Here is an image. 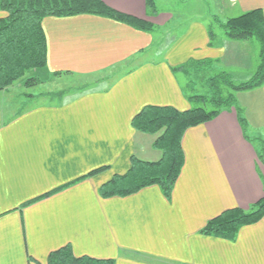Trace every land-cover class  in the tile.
<instances>
[{
  "label": "crops",
  "instance_id": "1",
  "mask_svg": "<svg viewBox=\"0 0 264 264\" xmlns=\"http://www.w3.org/2000/svg\"><path fill=\"white\" fill-rule=\"evenodd\" d=\"M103 1L149 21L153 30L97 14L49 16L43 28L49 72L114 71L111 82L24 109L6 96L11 87L0 91V264H47L52 251L68 244L76 256L116 264H264V218L242 227L234 241L201 233L224 210L249 209L264 197L262 146L254 141L264 142V85L236 95L246 129L229 108L185 132V164L170 199L158 185L129 196L99 193L130 169L132 156L151 162L162 157L153 145L158 135L133 127L137 113L147 105L191 108L173 67L212 58L251 70L237 80L247 79L260 61L253 40H232L220 30L211 45L207 22L195 19L152 58L149 51L162 38L156 31L174 16L158 8L149 15L146 0ZM224 5L228 18L264 12V0Z\"/></svg>",
  "mask_w": 264,
  "mask_h": 264
},
{
  "label": "trees",
  "instance_id": "2",
  "mask_svg": "<svg viewBox=\"0 0 264 264\" xmlns=\"http://www.w3.org/2000/svg\"><path fill=\"white\" fill-rule=\"evenodd\" d=\"M146 6L149 15L157 13L155 0H146ZM0 11L5 13L4 16H0V91L8 89L26 77L24 82L26 86L33 85L36 83L35 75L29 77L30 74L49 72L47 36L43 28V20L46 17L97 14L125 22L144 31L153 30V24L149 21L117 11L103 0H0ZM216 21L219 22V19L216 18ZM219 26L229 39L239 41L256 39L260 45V62L257 70L249 78L239 81H235L229 71H215L206 78L205 84L208 89L206 94H198L193 81H189L183 87L191 103V108L187 110L181 111L173 106H145L134 116L132 125L143 133L158 135L153 145L161 150L162 157L151 162L132 156L131 167L125 174L115 175L100 187L99 193L102 197L129 196L145 187L158 185L166 198L170 199L185 164L182 138L189 128L213 120L224 109L235 108L242 127L246 129L247 121L242 116L236 94L264 85V12L262 9H254L231 17L225 22L221 21ZM208 32L212 45L215 34L211 25H208ZM217 61L212 58L190 59L173 67V71L177 74L181 72L187 75L191 72L200 74L206 72L208 68L214 69ZM259 158L264 163V142ZM103 169L99 168L92 174ZM263 218L264 197L249 209L233 207L224 210L211 218L201 233L234 241L242 227L258 223ZM47 264H116V260L88 255L76 256L72 246L68 244L52 251Z\"/></svg>",
  "mask_w": 264,
  "mask_h": 264
},
{
  "label": "rangeland",
  "instance_id": "3",
  "mask_svg": "<svg viewBox=\"0 0 264 264\" xmlns=\"http://www.w3.org/2000/svg\"><path fill=\"white\" fill-rule=\"evenodd\" d=\"M157 8L161 11H168L174 17L169 24L162 28L163 31L157 30V37H162L158 39V43L153 47V49L149 52H152L150 55L152 58H159L161 54L164 52L165 47H167V43L170 40L169 38L173 34H180L187 27L188 23L195 19H203L207 22V26L211 25L213 32L222 30L219 26L220 22H225L229 19V15L224 12L226 5V0H155ZM216 18L219 19V22L216 21ZM226 19V20H225ZM171 30L170 36L164 32V30ZM223 31V30H222ZM163 34V35H162ZM169 37H164V36ZM159 40L162 43H159ZM254 44L256 45V50H259L260 55V45L253 39ZM255 50V49H254ZM157 53H156V52ZM254 51H252V55ZM147 55V58L150 57ZM259 59V57H258ZM218 60V59H217ZM260 62V61H259ZM220 64V65H219ZM224 67L226 71H232L233 78L235 81H239L237 79H241V72H245L246 69L230 68L226 62H220L218 60L214 64L213 68H208V70L204 73L196 74L191 72L190 75L186 73H178V77L184 87L187 85L189 81H193V86L195 87V91L198 94H206L208 92L206 83V78L208 75L214 74L215 71L218 72ZM259 66H256L254 70L256 71ZM242 70V71H241ZM116 71V70H115ZM238 71V72H235ZM248 72L251 70H247ZM246 71V73H247ZM35 75L36 83L33 85L26 86L24 83L26 78L21 81H17L10 88V93L6 94V96L12 97L13 101H16V105L20 109H24V107L36 105L42 102L49 103H59L61 101H65L70 97H73L75 94L87 90L89 88H99L111 82L116 74L114 71H105L98 74H89V75H78V74H70V73H38V74H30L29 77ZM236 77V78H235ZM33 81V82H34ZM187 89V88H186ZM237 95V94H236ZM239 107L240 104L238 103ZM255 143L260 147L262 146V142L260 139H254Z\"/></svg>",
  "mask_w": 264,
  "mask_h": 264
}]
</instances>
